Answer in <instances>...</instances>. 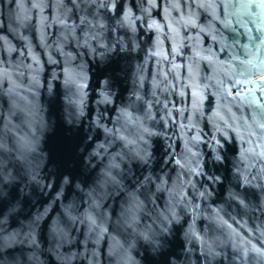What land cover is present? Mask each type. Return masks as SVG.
Segmentation results:
<instances>
[{
	"label": "water",
	"instance_id": "obj_1",
	"mask_svg": "<svg viewBox=\"0 0 264 264\" xmlns=\"http://www.w3.org/2000/svg\"><path fill=\"white\" fill-rule=\"evenodd\" d=\"M0 264H264V0H0Z\"/></svg>",
	"mask_w": 264,
	"mask_h": 264
}]
</instances>
